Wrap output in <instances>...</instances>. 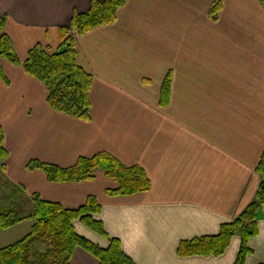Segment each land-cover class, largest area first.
Masks as SVG:
<instances>
[{
  "label": "crops",
  "instance_id": "obj_1",
  "mask_svg": "<svg viewBox=\"0 0 264 264\" xmlns=\"http://www.w3.org/2000/svg\"><path fill=\"white\" fill-rule=\"evenodd\" d=\"M93 1L106 0H0L19 60L25 62L36 45L57 52L60 29ZM215 1L127 0L114 24L84 35L73 31L78 63L93 77L89 122L52 110L44 84L0 60V125L9 152L0 171L32 211L34 194L67 210L93 196L106 236L80 221L73 225L102 249L116 239L135 264H235L238 236L220 257L178 255L181 243L217 236L236 220L261 182L264 4L220 0L213 21ZM101 153L143 168L151 189L109 197L117 184L101 170L90 182L51 183L43 172L27 169L33 160L67 169ZM257 225L246 264H264V205ZM33 226L25 221L7 230L0 248L19 242ZM71 264L99 261L78 248Z\"/></svg>",
  "mask_w": 264,
  "mask_h": 264
},
{
  "label": "trees",
  "instance_id": "obj_2",
  "mask_svg": "<svg viewBox=\"0 0 264 264\" xmlns=\"http://www.w3.org/2000/svg\"><path fill=\"white\" fill-rule=\"evenodd\" d=\"M127 0L93 1L87 13H74L70 27L60 29V49L50 53L36 45L25 62L17 56L13 43L6 33L7 19L0 17V60L5 59L15 66H21L25 73L44 84L49 107L63 115L85 122L91 120V89L93 77L78 63V53L72 32L84 35L97 27L116 22L117 11ZM264 4V0H260ZM222 4L216 0L210 9L213 21L218 20ZM0 78L5 80L0 65ZM168 79L165 81L162 104H166ZM9 152L5 147V132L0 125V166H4ZM29 171L43 172L51 183H80L95 179V172L101 170L106 177L117 184L114 190H107L109 197H126L146 193L151 181L145 170L139 166H126L116 157L101 153L93 158H81L74 167L62 169L55 165L33 160L27 165ZM257 173L261 178L254 201L233 222L221 227L214 237H204L180 244V257H220L228 249L234 237H240V250L235 264H246L251 254L249 240L258 234L259 213L264 205V153ZM33 211L22 217L15 208L0 212V231H7L25 222L33 221L28 235L19 242L0 248V264H71L75 251L80 248L99 261V264H135L122 251L116 239H110L108 249H102L79 236L74 222L80 221L98 235L106 236L103 224L95 219L101 213V206L93 196L87 198L84 206L67 210L58 203L46 202L38 194L33 195Z\"/></svg>",
  "mask_w": 264,
  "mask_h": 264
},
{
  "label": "rangeland",
  "instance_id": "obj_3",
  "mask_svg": "<svg viewBox=\"0 0 264 264\" xmlns=\"http://www.w3.org/2000/svg\"><path fill=\"white\" fill-rule=\"evenodd\" d=\"M5 175V170L0 171V212L4 209L13 207L23 218L27 217L32 213V210L28 207L26 197L23 195L18 196V194L14 192L15 188L9 184ZM12 195L15 196L16 200L12 199ZM5 232L6 231H0V236L5 235Z\"/></svg>",
  "mask_w": 264,
  "mask_h": 264
}]
</instances>
